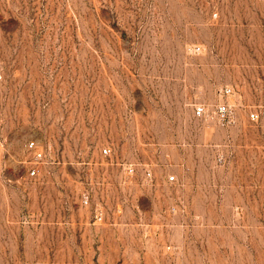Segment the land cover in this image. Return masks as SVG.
<instances>
[{"label":"rangeland","instance_id":"obj_1","mask_svg":"<svg viewBox=\"0 0 264 264\" xmlns=\"http://www.w3.org/2000/svg\"><path fill=\"white\" fill-rule=\"evenodd\" d=\"M0 264H264V0H0Z\"/></svg>","mask_w":264,"mask_h":264},{"label":"built area","instance_id":"obj_2","mask_svg":"<svg viewBox=\"0 0 264 264\" xmlns=\"http://www.w3.org/2000/svg\"><path fill=\"white\" fill-rule=\"evenodd\" d=\"M189 50L193 53H199L201 52L202 48L200 46H192L189 47ZM221 100L216 105L213 113L210 114V116L215 119L218 123H220L222 126H229L234 122V111L232 109V105L229 103L228 98L234 95V89L233 87L227 86L220 90ZM195 116L197 117H203L207 114V109L204 105L200 104L195 107L194 110ZM250 118L252 121H258L259 120V113L258 112H252L250 114ZM27 151L28 153L32 154V162L30 163V167L28 170V175L31 178H40L41 177V166L39 163L45 159V153L43 150V147L37 144L36 141H30L27 144ZM103 155L108 157L112 155V149L110 146H107L103 148ZM126 173L129 177H133L135 174V167L133 164H130L126 167ZM145 181L147 183L153 182V172L151 170L146 171L145 175ZM167 182L170 184H177L179 182V178L175 175H171L167 178ZM90 193L85 192L83 194V201L86 205L90 203ZM95 219L96 223H101L104 221L105 215L104 211L97 207L95 209ZM175 211V209H174Z\"/></svg>","mask_w":264,"mask_h":264}]
</instances>
